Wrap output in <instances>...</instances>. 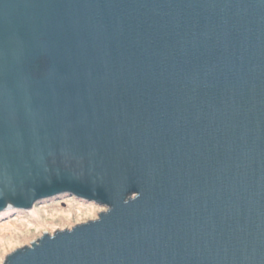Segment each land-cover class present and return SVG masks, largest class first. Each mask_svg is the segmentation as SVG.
I'll return each mask as SVG.
<instances>
[{
    "label": "water",
    "instance_id": "95a60500",
    "mask_svg": "<svg viewBox=\"0 0 264 264\" xmlns=\"http://www.w3.org/2000/svg\"><path fill=\"white\" fill-rule=\"evenodd\" d=\"M60 194L2 264H264V0H0V212Z\"/></svg>",
    "mask_w": 264,
    "mask_h": 264
},
{
    "label": "rangeland",
    "instance_id": "374dc122",
    "mask_svg": "<svg viewBox=\"0 0 264 264\" xmlns=\"http://www.w3.org/2000/svg\"><path fill=\"white\" fill-rule=\"evenodd\" d=\"M106 210L92 201L60 194L34 203L28 210L9 208L7 214L0 212V264L7 255L41 235L97 219Z\"/></svg>",
    "mask_w": 264,
    "mask_h": 264
},
{
    "label": "bare ground",
    "instance_id": "6f19581e",
    "mask_svg": "<svg viewBox=\"0 0 264 264\" xmlns=\"http://www.w3.org/2000/svg\"><path fill=\"white\" fill-rule=\"evenodd\" d=\"M8 211H9V208H6V209L4 210L5 213H7Z\"/></svg>",
    "mask_w": 264,
    "mask_h": 264
},
{
    "label": "trees",
    "instance_id": "16d2710c",
    "mask_svg": "<svg viewBox=\"0 0 264 264\" xmlns=\"http://www.w3.org/2000/svg\"><path fill=\"white\" fill-rule=\"evenodd\" d=\"M4 214V213H3ZM7 214V213H6Z\"/></svg>",
    "mask_w": 264,
    "mask_h": 264
}]
</instances>
